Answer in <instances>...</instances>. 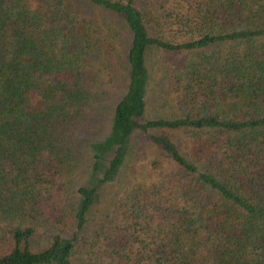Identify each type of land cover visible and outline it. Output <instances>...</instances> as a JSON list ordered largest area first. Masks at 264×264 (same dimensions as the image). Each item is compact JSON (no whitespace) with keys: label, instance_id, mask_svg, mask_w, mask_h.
<instances>
[{"label":"trees","instance_id":"1","mask_svg":"<svg viewBox=\"0 0 264 264\" xmlns=\"http://www.w3.org/2000/svg\"><path fill=\"white\" fill-rule=\"evenodd\" d=\"M77 3L131 34L126 91L92 147L93 186L74 184L72 134L100 109L87 74L111 67L118 37ZM174 3L160 21L162 0H0V264H264V0ZM157 49L183 59L151 118ZM137 133L155 147L151 170L170 173L110 193ZM56 195L60 206L41 208Z\"/></svg>","mask_w":264,"mask_h":264},{"label":"rangeland","instance_id":"2","mask_svg":"<svg viewBox=\"0 0 264 264\" xmlns=\"http://www.w3.org/2000/svg\"><path fill=\"white\" fill-rule=\"evenodd\" d=\"M162 1L165 6L164 10H157V7L153 8L156 14L159 13V15L162 16L159 18L160 21H162L164 15L175 9V0ZM73 9L80 11V13L87 17L88 20L93 21V24L104 32V34L112 29L111 31L118 37L116 51L109 57V66L111 67L108 68V70H104L102 68L107 64L104 63L102 68H100L97 67L99 64L94 63V65L88 70L87 81L89 86L91 87L94 85V80L97 81V84L92 87V90L100 96L99 102L102 103L100 109H97V111L94 112H85L86 114H83L81 119L75 125L77 131H74L72 134V139H75L79 145L77 149L78 153L76 154V157L79 159V168H77L74 173V184L93 186L101 179L102 173L101 171L95 170L96 160L94 159L92 147L95 143L102 141L109 134L114 107L126 91L129 79L127 56L131 43V34L123 24L122 19L109 16L107 13L91 9L78 3L74 4ZM159 31V37L169 38L170 40H182L181 36L177 38L172 37V34L166 32L163 28ZM182 59L183 56H173V54H168L159 49L153 50L149 53L148 68L151 75L149 95V98L151 99L149 100L152 101V104L149 107L150 111H148V117L152 118L157 114L156 107L161 101V98L164 97V94L167 93L172 72ZM99 71L102 72L99 73ZM174 139L181 148L186 142V136L183 133H177V135L174 136ZM128 147L129 152L127 155V162L125 163L127 168L125 170L123 167V175L116 181V184L107 187H110L108 189L110 193H121L122 190H124L133 180H138L144 183L154 181L156 178L158 179L164 176L160 175L161 172L163 174L164 171H167V169L161 170L160 173L152 171V163L154 160L156 161V151L155 147L152 146V142L148 135L140 133L135 134L130 140ZM112 157L113 154H110L106 157V160H100L99 163L105 168ZM166 173L168 175L170 171H167ZM107 188H105L104 191ZM106 192L104 193L105 195H107ZM61 204L62 199L60 195H56L41 204V208L50 211L56 209ZM50 236L42 235L41 238L38 239L39 241H37L36 245L40 244L45 246L47 244V238Z\"/></svg>","mask_w":264,"mask_h":264}]
</instances>
